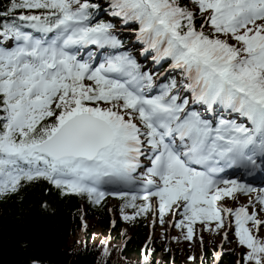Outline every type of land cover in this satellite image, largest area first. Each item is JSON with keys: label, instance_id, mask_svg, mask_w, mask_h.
I'll list each match as a JSON object with an SVG mask.
<instances>
[{"label": "snow or ice", "instance_id": "6c2138e0", "mask_svg": "<svg viewBox=\"0 0 264 264\" xmlns=\"http://www.w3.org/2000/svg\"><path fill=\"white\" fill-rule=\"evenodd\" d=\"M192 2L202 16L207 13L211 36L204 25L196 29L194 13L178 0H112V8L113 15L138 21L139 38L187 75L184 87L194 100L209 110L219 103L250 126L221 119L212 127L185 110L186 99L178 103L171 95L175 81L159 95H145L152 76L141 73L127 53L95 67L92 53L79 58L90 44L120 47L111 23H91L96 5L88 0H10L9 12L27 13L0 24V37L11 42L0 46V196L17 192L22 182L44 179L94 204L111 195L125 201L121 211L158 210L161 223L175 205L183 209L175 227L186 229L187 240L193 239L197 220L223 227V213L234 218L238 241L248 249L245 264H264V240L246 227L251 222L258 232L264 226L255 207L249 213L247 206L233 210L217 204L236 193H256L264 211V187L217 178L231 168L249 177L264 173V0ZM49 117L54 123H43ZM174 136L180 143L167 139ZM141 156L151 166L136 178ZM138 199L145 203L137 205Z\"/></svg>", "mask_w": 264, "mask_h": 264}, {"label": "trees", "instance_id": "16d2710c", "mask_svg": "<svg viewBox=\"0 0 264 264\" xmlns=\"http://www.w3.org/2000/svg\"><path fill=\"white\" fill-rule=\"evenodd\" d=\"M88 3L96 5V15L100 14L118 29L135 25L134 20L113 15L112 0H88ZM178 3L194 13L198 31L204 25L203 31L212 35L211 27L206 24L207 13L202 16L192 0H178ZM9 9L10 0H0V24L20 11L27 13V10L9 12ZM117 33L128 35L125 45L134 49L136 38L121 30ZM221 38L236 43L228 37ZM178 80H182L180 74ZM100 106L109 105L100 102ZM54 120L55 117H49L43 123ZM124 203L116 198L109 212L108 199L94 204L87 196L64 194L44 179L23 182L17 192L0 196V264H145V260L147 264H213L216 251V264H245L243 255L248 249L240 245L235 227L223 239L216 223L207 221L206 227L198 221L193 227V239L187 240L186 229L182 232L175 227L179 220L168 224L172 209L165 212L163 223L158 210L156 220L151 222L150 210L135 215L131 207L121 211ZM135 203L140 205L143 200ZM125 215L134 218L125 220Z\"/></svg>", "mask_w": 264, "mask_h": 264}, {"label": "rangeland", "instance_id": "374dc122", "mask_svg": "<svg viewBox=\"0 0 264 264\" xmlns=\"http://www.w3.org/2000/svg\"><path fill=\"white\" fill-rule=\"evenodd\" d=\"M255 196H256V193H251L249 195L238 193L237 195H235L234 199L229 198V197H227V198L225 197L224 203L226 206H232V207L242 206V205L247 206V207H249V208H247V210L250 212H252L250 209H252V208L254 209V207H255L256 215L258 216V219L264 221V211H260V205L255 201ZM250 198L253 201L252 203H249ZM109 204H110V206H113L114 201L110 200ZM251 232L255 237L264 238V226H261L259 228L258 232H257L256 228L253 226V228L251 229Z\"/></svg>", "mask_w": 264, "mask_h": 264}]
</instances>
